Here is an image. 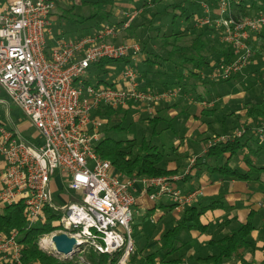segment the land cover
<instances>
[{"label":"built area","instance_id":"obj_1","mask_svg":"<svg viewBox=\"0 0 264 264\" xmlns=\"http://www.w3.org/2000/svg\"><path fill=\"white\" fill-rule=\"evenodd\" d=\"M57 0H0V87L8 95V126L0 122V205L22 201L28 224L47 219L46 208L60 213L53 221L58 227L40 237L39 247L59 259L75 258L90 264L85 252L114 253L123 250L117 264H131L135 250L132 237L133 193L137 177L114 169L109 159L100 157L95 145L101 136L104 117L93 111L106 104L113 107L147 105L152 111L163 97L181 87L153 91L142 88L137 62L142 55L140 41H114L137 13L127 12L121 24H101L93 33L68 35L55 28ZM199 23H214L221 39L234 52L230 60L214 66L211 77L228 78L241 72L250 60L249 39L264 30V9L253 14L235 10L231 0H201ZM255 37V36H254ZM102 58H131L110 85L87 82L89 66ZM37 130L39 140H31L10 113V103ZM204 104L211 101L203 100ZM152 104V105H149ZM214 134L208 145L242 134ZM264 142V126L256 129ZM195 156L182 173L142 178L152 199L170 195L177 209L195 201L199 189L183 192L175 181L192 170ZM56 175L63 181L60 198L52 188ZM64 193V195H62ZM66 232L76 238L69 252H59L52 235ZM18 230L0 233V261L21 262L23 244ZM31 264H40L33 262Z\"/></svg>","mask_w":264,"mask_h":264},{"label":"trees","instance_id":"obj_2","mask_svg":"<svg viewBox=\"0 0 264 264\" xmlns=\"http://www.w3.org/2000/svg\"><path fill=\"white\" fill-rule=\"evenodd\" d=\"M85 3L93 4L97 6V10L92 11L89 15H83L82 13H76L72 8H67L62 14L60 19L66 21V23L84 22L89 19H95V26L98 28L101 21H107L106 24H121L126 19V14L120 19L114 21L115 15L112 16L111 11L107 9V5L112 4L115 0H83ZM161 0H144L142 7L134 17L130 20L127 27L123 28L119 34L126 31L128 34L127 39L136 37V40L140 41L142 45V52H145L142 59L143 64L137 62L138 70L140 72V81L142 88H150L153 91H164L166 89H174L180 85L183 88L180 91L182 99L185 97L194 99L197 101L203 100H214L216 97H221L224 94L230 93V90H223L219 88L220 83L226 81H233L241 72L235 73L228 78H219L211 80L205 92L199 91L197 85L207 81L208 78L202 75V69H211L212 66L218 64L221 61L230 60L234 56V52L229 42L221 39L219 29L212 22L210 23H199L195 17L203 14V8L201 0H171L165 10L161 14L164 18L166 14H171L169 24L171 29L169 31L159 32V24H150L145 20H138V16L145 10L155 9L152 16L160 10L159 2ZM232 6L235 10L241 11L243 14H253L258 9H264V0H231ZM58 4V0L56 5ZM171 12V13H170ZM56 9L54 11V15ZM112 16V17H111ZM185 20V27H176V21L178 18ZM57 19V16H56ZM192 19V20H191ZM61 20V21H62ZM150 20V19H149ZM163 22V21H162ZM192 22V26L190 25ZM159 33H158V32ZM150 32V33H148ZM157 32V33H156ZM86 34L80 32L78 35ZM255 36V37H254ZM138 37V38H137ZM154 37H160L162 39H154L159 41H153ZM120 36L112 37L114 41H120ZM126 39V40H127ZM249 42L252 49H255L257 55L259 47L264 51V30L258 31L255 35H251ZM259 43H262L259 45ZM151 49V52L147 50ZM144 50V51H143ZM252 59V58H251ZM249 60L248 66H257L254 60ZM162 60L164 62H162ZM141 61V60H140ZM115 64L122 63L126 65L131 62V58H102L99 61L92 63L89 66L90 76L86 79L87 82L96 81L98 84L110 85L113 83V78L117 77L120 73V69L115 67V76L113 78H97L93 80L91 78L92 72L96 71V75L102 73L108 75L109 67L107 63ZM164 64V71L167 73H161L159 66ZM106 65V67H105ZM155 67V70L153 69ZM113 70V69H112ZM114 71V70H113ZM115 72V71H114ZM158 72L161 78L158 80L151 79L153 73ZM101 73V74H100ZM170 73V74H169ZM247 73H250L247 71ZM258 75V74H257ZM256 74L250 75V81L248 79H241V83L244 89L251 88L256 85V79L251 77H257ZM260 76L264 78V68L260 71ZM193 77L195 79H190ZM202 79V81H198ZM155 81V82H154ZM172 84H171V83ZM192 82V85L188 83ZM143 83V84H142ZM216 83V85L214 84ZM148 86V87H146ZM174 86V87H173ZM234 89V88H233ZM232 89V90H233ZM236 91L238 89L236 88ZM257 95L249 97L245 100L243 107L246 109V113L256 120V127H246V129L240 135H235L231 139L218 141L205 147L204 152L196 157V161L200 166L208 167L209 170H221L225 172L226 176H237L239 178L248 179L256 174L258 178L264 170V164H261V157H255L253 154L258 153L263 142L260 141L257 136L256 129L261 125L264 126V83L261 88L257 90ZM187 98V99H188ZM207 98V99H206ZM212 98V99H211ZM211 107L205 105L202 109L203 115H212L215 109V102ZM131 104L127 106L113 107L111 105L103 104L93 111V115L104 117V122L101 126V136L95 145V150L100 157L107 158L111 161L114 169L121 171L125 176L138 177V176H157V175H170L175 173V169H170L164 164L166 156V148L162 144L158 143L155 138L158 134L156 123L162 119V117L156 114L157 109H154V115L147 116L148 122L152 126L151 135H142L138 140L135 137L118 136L109 133L110 130L115 129L119 133L126 129L121 124V121L115 122L108 126L112 120L113 115H121L122 120H125L128 112L131 109ZM180 101L175 102L172 106H179ZM211 104V103H210ZM136 105V104H135ZM181 110H186L182 107ZM175 115L171 116L169 126L175 129L172 125V120ZM259 119V120H257ZM206 123L209 129L212 119L206 118ZM222 123L225 124L224 119H221ZM103 124H106L104 128ZM225 126V125H224ZM104 128V129H103ZM239 128V127H238ZM218 134V133H215ZM233 134V133H232ZM158 136V135H157ZM31 140L35 138L29 137ZM138 140V141H137ZM250 140L257 145L252 146ZM247 148V149H246ZM229 152V153H228ZM227 154V156H226ZM241 156L239 157V155ZM235 156L244 160L248 169H240V167L232 168L227 164V159ZM193 164V166L197 163ZM188 174V173H187ZM186 174V175H187ZM231 174V175H230ZM222 197L215 196L212 201L208 204L197 205L194 201L186 205L180 215V219L172 226H167L161 233V239L158 240V247L156 249L141 248L134 252L130 256V262L133 264H176L181 262L186 254L187 239L182 237L183 231H189L192 228H206L209 225L202 223L200 216L207 209L214 208L222 203ZM161 206H170L172 209L175 208V203H160ZM154 208H150V211H154ZM148 211L147 215H151ZM254 213L255 210H253ZM47 219L45 222L39 225H29L27 216L24 211V204L22 201H18L13 204H6L1 207L0 210V233H9L12 229L18 230V239L23 244V253L21 262L14 261H0V264H31L37 262L40 264H83L75 258L59 259L46 250L39 247L38 241L43 233H49L56 229L58 225L54 224L53 221L60 216L59 212L53 209L46 208ZM221 227L223 233L221 235L214 234L209 240V250L203 253L197 254L194 260L201 264H251L245 259L247 251H255L257 248L263 250L264 253V228H259V234L253 235V230L257 228V223L252 220L250 214L246 221H240L238 219H225L218 224ZM226 228V229H225ZM223 229H225L223 231ZM262 239L261 245L257 244V240ZM146 251H145V250ZM123 250H119L114 253L107 252H96L93 249H89L85 252L86 258L90 261V264H117V261L121 257ZM178 254L177 256H175ZM257 264H264V258Z\"/></svg>","mask_w":264,"mask_h":264},{"label":"rangeland","instance_id":"obj_3","mask_svg":"<svg viewBox=\"0 0 264 264\" xmlns=\"http://www.w3.org/2000/svg\"><path fill=\"white\" fill-rule=\"evenodd\" d=\"M144 0H115L114 3L109 4L105 7H107V9L109 11H111L112 16L115 15L114 17V21L117 19H120L122 16H124L127 12H138L139 10L143 9L142 4H143ZM171 2V0H161L158 4H159V8L160 10H158V12L155 16H152V14L155 12L154 8H151V10H145L144 12H142L139 16H138V20H145L148 24V22H152L150 24H159L160 25V31L159 32H164V31H169L171 29V26L169 24L170 18H171V14H166L163 17H161V14L163 13V11L165 10V7ZM76 13H82L83 15H89L92 11L97 10V6L93 5V4H88L85 3L83 0H58V4L56 5V13L55 15L57 16V19L55 21V28L62 26V32L63 34H65L66 36L68 35H75V34H79L80 32H84L86 34L89 33H93L95 28V19H89L86 20L82 23L80 22H76V23H66V21L60 19V14H62L64 12L65 9L67 8H72ZM167 8H169V5L167 6ZM171 13V12H170ZM54 15V16H55ZM111 16V17H112ZM150 19V20H149ZM62 20V21H61ZM192 20V19H191ZM163 21V22H162ZM188 22V21H187ZM186 22V23H187ZM107 21H101L100 24H106ZM185 20H182V18H178L176 21V27L178 28H182L185 27ZM192 22H190V25L188 26H192ZM187 25V24H186ZM219 31V30H218ZM158 32V31H157ZM156 32V33H157ZM158 32V33H159ZM150 33V32H148ZM120 41H124L126 40L128 36V34L126 35V31L121 34H119ZM133 39H136V37H132ZM138 38V37H137ZM154 39H162L160 37H154L152 40L153 41H159V40H154ZM262 43H259V45ZM250 45V49H251V56L250 59L254 60L255 62L258 61V63H256L257 66H248V64L251 62H248L247 65L242 68V72L243 74L239 75L236 79H233V81H226V82H222L220 83V86H218L219 88L223 89V90H230V93L224 94L221 97H227V95H230L232 98H227V100L229 101H235L234 105L232 106L231 104H222L221 100H223L221 97H219L215 102V109L214 112L212 113V115H205L206 117L208 116L207 119H212V121L210 122V128L211 129V133L209 136H206L207 139L205 138L202 139L204 140L203 143L205 144V146H207L206 144H208V140L215 134V133H226V134H232L234 132H237L238 130H245L246 127H256L255 125L259 122H256V120H254L252 117H250L247 113H246V109L243 107V104L245 102V100L249 99V97H253L257 95V90L261 88V85L264 83V78L262 76H260V71L264 68V51H262V49L259 47V52L258 54L261 55H257L255 49H252V46L249 42ZM261 46V45H260ZM144 51V50H143ZM148 52H151V49L147 50ZM145 52H142V55L140 57V60H138L139 64H143L142 59L144 57ZM162 62H164L162 60ZM123 64L122 63H115V64H111L107 63V67H109V74L106 75L104 73H100L101 75H96V71L92 72L91 74V78L93 80H97V78H113V76H115L116 70L122 68ZM215 64L212 66L211 69H202V75L207 76L208 79L207 81H204L201 84H206V86L208 87V84L213 83L211 82V80H216L215 78L211 77V74L213 69H214ZM106 67V65H105ZM115 67L116 70L114 69ZM115 71H113V70ZM160 71L162 70L161 73H167L164 71L165 67L164 64H161L159 66ZM155 70V67L153 66V69ZM166 70V69H165ZM247 71H249L250 73H247ZM154 75H151V79L153 80H158V78H161L160 74L158 72L153 73ZM170 74V73H169ZM251 74H258L257 77H251L256 79V85L248 88V89H244L243 84L241 83V79H248V81H250V75ZM191 80H193L192 82L195 81V79L193 77H190ZM154 81V82H155ZM198 81H202V79L198 80ZM189 82V85H192L193 83ZM171 83V82H170ZM143 84V83H142ZM172 84V83H171ZM216 85V83H214ZM145 85V84H144ZM147 85V84H146ZM145 85V86H146ZM148 87V86H146ZM174 87V86H173ZM181 89L183 88L182 85H180ZM176 88V87H175ZM234 88V89H233ZM236 88L239 90H243L241 91L242 93V98H237L238 96H234V94L238 95L239 92L236 91ZM181 89L176 93V94H172L170 96L167 97H163L158 105H156L154 108L157 109L156 114L160 115L162 117V119L160 121H158L156 123L157 126V131L158 134L155 135V137L153 136V138H155V140L161 144V141L163 142L162 144L165 146L166 148V156L164 159V164L168 167L171 166L173 163V160L178 159V156L184 153H180L178 152L179 150V144H181L182 146L185 144H188L190 141L187 140V135L186 131L189 125H187L186 123V119L187 118V113L184 110H181V105L184 104L182 107H187V105L189 104L188 101H194V99H190V98H184L181 100L180 97V91ZM197 89L199 90V88L197 87ZM233 89V90H232ZM202 91V90H199ZM232 94V95H231ZM1 98H6L8 99V95L4 92V90L0 87V99ZM221 98V99H220ZM207 99V98H206ZM212 99V98H211ZM180 101L181 104L179 106H175L178 109V113L177 115H175V117L172 120V125L175 129L171 128L169 126V119L171 118V116H173V104L175 102ZM208 101H212V100H208ZM214 101V100H213ZM213 103L208 104V107H211ZM152 105V104H149ZM207 105V104H205ZM5 107L6 104L3 103L2 101H0V122L3 123L5 126H8L7 123V116H6V112H5ZM131 109L125 120H122L121 115H113L112 120L110 121V123L108 124V126H110L111 124L115 123V122H119L121 121V124L126 127V129L122 130L120 133L115 130L112 129L109 131V133H111L112 135L116 134V135H120V136H125V137H135L138 140L142 137V135H151V131H152V126L151 124L148 122L147 120V116L149 115H154V110L152 111V113L149 111L150 109L148 108L147 105H143V106H136L131 104ZM10 113L12 118L15 120V122L17 123L19 129L28 137L34 138V134L37 133V129L29 123L28 120H26L23 117V113L21 112L20 108H18V106L14 103H10ZM225 115V124L222 123L221 119L222 117ZM227 116L229 118H227ZM224 119V118H223ZM226 119H228L226 121ZM259 120V119H257ZM262 120H264V117H262ZM225 125V126H224ZM102 126V125H101ZM104 128L106 127V124H103ZM239 127V128H238ZM103 128V129H104ZM158 135V136H157ZM137 140V141H138ZM250 143L252 146L257 145V143L255 144L253 142V140H250ZM264 144V142H263ZM205 150V149H204ZM204 151H201V153H203ZM197 157V156H195ZM190 158V157H189ZM188 158L187 164L185 165V167H187L190 164V159ZM196 160L193 161L192 164L195 163ZM186 162V159H185ZM193 167V166H192ZM184 169V167H183ZM146 176H138L137 178H143ZM59 179L61 178V182L65 181L66 178L64 176H59ZM60 182V180H59ZM141 183V181L136 180L135 181V186H139ZM59 184V183H58ZM57 192L61 193L62 189H58ZM55 194V192H54ZM164 201L167 203H171L172 201V197H170V195H163L162 196ZM137 203V202H136ZM137 204H135V206L133 207V219H132V237L134 239V245H135V251L139 250V249H143L146 248V250L149 249H156L158 247L157 243L160 244V242L158 240H160L161 238V233H159L160 229L163 227V229H165L167 226H172L173 223H176L179 219H180V215L182 213V209H178V214H174L173 212L166 211L164 216L162 217V219H157L155 217V209L154 211H150L149 212L151 215L148 216H143L146 214V212L148 213V211H146L145 208H141L140 206H137ZM1 205H0V210H1ZM149 214V213H148ZM145 217V218H144ZM156 220V222H155ZM182 237L186 235V231L182 232ZM41 237H46L47 239L50 238V234H45L43 233V235ZM41 239V238H40ZM145 250V249H144ZM145 250V251H146ZM178 254H176L175 256H177ZM131 263V262H130ZM178 262H176L177 264ZM133 264V263H131Z\"/></svg>","mask_w":264,"mask_h":264},{"label":"crops","instance_id":"obj_4","mask_svg":"<svg viewBox=\"0 0 264 264\" xmlns=\"http://www.w3.org/2000/svg\"><path fill=\"white\" fill-rule=\"evenodd\" d=\"M53 17L56 21V15L54 16L53 14ZM57 29L60 31L63 30L62 26H57ZM197 87L199 90H202V92H205L207 89L206 84L199 83ZM241 91L243 90L238 91V95L234 94V96H238L235 99L242 98ZM232 97L230 95H227V97H221L222 99L224 98L221 100V103H228L233 106L236 100L233 99V101H229V99L226 101L227 98ZM218 98L219 96L216 97L214 101H218ZM188 103L189 104L187 105L185 111L188 118L186 119V124L189 126L185 135H187V140L190 142L183 146L179 144L178 152L184 154L179 155L177 161L173 160L172 165L168 166L170 169H175V173H182L185 170V165L187 164L189 157L191 158L192 156H199L202 154L201 151H204L206 147L203 141L205 138L207 139L206 136H209L211 133V130L205 121L208 116L206 117L201 113L202 109L205 107V104L197 100H194L193 102L188 101ZM177 109V107L172 108L171 111H173V115H177ZM227 118L229 117L227 116ZM227 120L228 119H226V121ZM34 138L36 141L40 139L37 133L34 134ZM253 155L255 157L260 156L261 164H264V146L261 147L258 153ZM240 156L241 154L239 157ZM196 162L197 163L192 167V170L187 175L175 181V185H177L183 192L189 191L191 189H199L198 197L194 201L197 203V205L208 204L215 196H218V198L222 197L221 199L223 202L219 203L217 207L209 208L203 214H201L200 219L202 223L209 225L208 227L203 229L192 228L191 230L186 231V235L183 236L185 239H187L186 254L182 261L178 262L177 264H201L200 262H197V260H194L195 257L197 254H205V252L209 250V240L214 234L221 235V233H223L221 227L218 226V224L227 218L246 221L251 214L252 220L258 225L257 228H255L252 232L254 236L259 234V228H264V170L258 178H256L255 174L248 179H244L237 176H226L225 172L218 169L213 171L209 170L208 167L200 166L198 161ZM226 163L232 168L240 167V169H248L247 163L238 157L235 158V156L228 158ZM59 176L61 175H56L52 182V188L57 198H60L61 195L59 192H57V190L61 188L64 183L61 182V178H58ZM137 180L141 181V183L139 186H135L133 189V193L136 196V201L133 207L135 204H137V206L145 208L146 211L155 207L156 211L154 215L160 220L166 211L170 210L174 214H178L176 213L178 212L176 207L172 209L170 206H161L160 203H167L164 201L162 197L163 195L161 198L152 199L149 195V192L146 191L142 179L140 178ZM62 195H64V193H62ZM253 210H255L256 213H254ZM146 215L147 212L143 216L146 217ZM225 229H223V231ZM162 231L163 227L160 229L159 233ZM262 243V239L257 240L258 245H261ZM244 257L247 262H250L251 264H257L263 260L264 253L262 249L257 248L255 251H247Z\"/></svg>","mask_w":264,"mask_h":264},{"label":"water","instance_id":"obj_5","mask_svg":"<svg viewBox=\"0 0 264 264\" xmlns=\"http://www.w3.org/2000/svg\"><path fill=\"white\" fill-rule=\"evenodd\" d=\"M54 246L59 252H69L76 243L74 236L68 235L66 232H59L52 235Z\"/></svg>","mask_w":264,"mask_h":264}]
</instances>
